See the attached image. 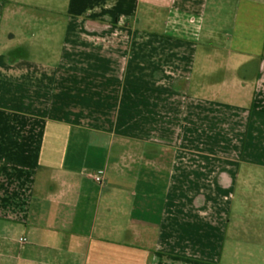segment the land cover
<instances>
[{
  "label": "crops",
  "instance_id": "crops-1",
  "mask_svg": "<svg viewBox=\"0 0 264 264\" xmlns=\"http://www.w3.org/2000/svg\"><path fill=\"white\" fill-rule=\"evenodd\" d=\"M0 264H264V0H0Z\"/></svg>",
  "mask_w": 264,
  "mask_h": 264
},
{
  "label": "built area",
  "instance_id": "built-area-1",
  "mask_svg": "<svg viewBox=\"0 0 264 264\" xmlns=\"http://www.w3.org/2000/svg\"><path fill=\"white\" fill-rule=\"evenodd\" d=\"M95 180H96L97 182H101V181H102V178H101V176H97V177L95 178Z\"/></svg>",
  "mask_w": 264,
  "mask_h": 264
}]
</instances>
